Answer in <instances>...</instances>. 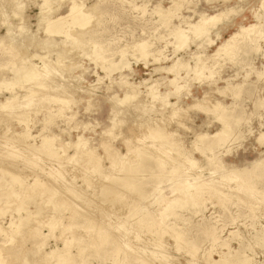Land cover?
I'll list each match as a JSON object with an SVG mask.
<instances>
[{
    "label": "rangeland",
    "instance_id": "obj_1",
    "mask_svg": "<svg viewBox=\"0 0 264 264\" xmlns=\"http://www.w3.org/2000/svg\"><path fill=\"white\" fill-rule=\"evenodd\" d=\"M48 1H50L48 5L50 11L41 13L40 6L43 0H14L17 9L12 6L11 0H0V38L4 39L2 43L5 45L9 44L8 38H6L7 35L14 34L17 36L18 25L24 26L23 28L28 31L35 32L38 29V22L44 21L46 14L51 13L47 17L54 18L57 15L65 14L71 6V0ZM75 1L78 5L83 6L84 10L94 13L90 23L87 25L88 27L82 30L84 33L82 34L81 49H71L70 53H67V57L60 53L61 56L65 57L63 65L73 64L70 74L67 73L68 75H65V82L70 81L75 87H72L74 90L72 98L76 102L70 106V111L74 112L75 116L69 123L65 122L63 118L55 116L52 123L44 124V117L49 113H56L58 110L57 103L49 101V104H45L47 108L39 109L40 111L38 112L40 113L33 111L39 105L32 106L31 108L34 109L30 110L31 113L28 111L31 123L29 121L26 126L29 143H34L38 146L43 136L47 137L49 134H57L58 142L61 141L62 143L74 142L78 136L88 139L89 145L95 149L97 156L103 155V151L99 146L103 140L107 141L112 146V149L121 155H126L127 146L133 149H142L149 153L160 152L163 147L168 148V145L167 143L166 146L156 145L155 142L146 137L149 135L150 130L148 127L150 125L146 124L145 121L149 120L155 121L156 125L161 127L163 132L167 134L166 141L170 143L169 148L171 145H175L176 151L194 159L196 164L191 166L184 161H178L180 162L178 163L179 165L177 164L172 170L168 163L170 161L176 162L175 153L166 151L152 157H145L144 162L134 172L119 173L117 169L110 168L109 163L104 161L102 167L106 168L105 171L93 175L87 173L89 174L87 175L79 164L74 165L70 162L63 170L65 178L59 175L57 177L58 180L54 181L52 175L50 176L51 172L48 170L51 167L48 166L50 160L48 161L45 157L46 153H41L44 155L39 157V160L37 159L39 161L38 165L36 164L37 166H33L29 161L17 156L15 161L13 160L9 163L8 155L4 157L1 154L3 149L0 145V164L4 165V168H0V174L7 165L14 164L15 168H17L15 172L19 173V176L21 175L24 184H31L37 179L39 183L44 184L42 186L47 187L46 185L49 184L56 187V189L59 188L58 192L60 191L63 196H66L67 191L65 189L66 184L60 182L63 181L62 179H66L68 184L71 183L70 185L73 188L81 187L83 178H86L90 184L88 187H85V185L81 187L83 191L80 192L81 194L78 192V201L69 197L70 195L66 196V199H64L66 203L63 201L65 208L60 211V214H53V206L47 204L45 202L46 199L40 200L41 198L37 195L42 192L40 186L34 187V192H37L36 195L31 193L33 191H30V188L23 187L25 193L27 191L25 194L27 196L23 194L21 197L27 201L26 207L34 211L39 205L37 208L40 209L41 215H38L37 221H39V224L41 223L39 225L40 228L38 227L36 240L28 237L25 230H23L20 234L15 235L13 241L10 242V232L8 230L10 213L6 211L0 215V261L2 264H36L38 260L40 261L38 262L39 264H56L55 256L47 258L42 257V254L49 251L59 253L67 237H70L69 231L67 232L64 227H72L76 233V228H78L76 226L79 224H89L90 226L95 224L96 227L94 229H101L100 236L101 238L103 236L106 238L105 242L102 243L103 239L100 238L101 240L98 239L92 245L93 247L89 248L87 247L90 241L89 233L82 229L80 232L77 229L80 237L84 238L76 242L77 247H75V244L71 247L70 251L66 253L70 255V259L62 264H239L234 260L235 257L241 259L246 257L249 264H264V171L256 175V178L249 183L253 190L255 189L256 191L255 195L258 196L256 198L251 197L248 193L244 194L242 190L237 191L235 183L229 182L224 190L220 189L222 192L219 195L212 194L213 192L211 193L201 187L204 190L197 189L199 195L196 196L193 193L194 196H192L188 204L183 207L170 206L167 210L162 211L168 201L174 196L180 195L179 191H181L183 186L178 183L181 180H186L190 184H195V180L197 183L211 180L217 181L216 179L221 178L224 174L226 175V171H230L229 168L231 170L233 168L243 169L244 167L250 169L255 162H259L258 160L264 161V145L256 141L258 134L264 132V6H262L261 1L183 0L178 4V7H180L172 11L170 23L167 25L159 21L157 10L158 8L167 9L172 4L171 0ZM16 2L18 3L16 4ZM19 8L20 10H18ZM19 11L21 15L18 14ZM218 12H223L221 15L223 17L220 16L218 23L215 22L209 26L210 28L208 27L207 34L195 37L191 32H188L187 46L174 52L176 47H174L175 41L171 33L176 27L179 26L182 30L187 31V24L196 22L200 14L213 15ZM40 14H45V17ZM254 24L257 27L254 30H252L253 28L249 30L248 35L250 37L237 39L238 43L233 51L228 52V54L222 52L217 56H211L215 53L217 47L239 28L246 29L249 25L252 26ZM76 30L79 31L78 29ZM5 34L7 35L5 36ZM35 35L38 39H43L42 28ZM54 40L60 43L62 38L56 35ZM209 41H212V43L209 44ZM138 42H146V50L149 54L146 57V63L143 60H137L138 54L133 50L134 44ZM63 44L60 45L63 47ZM41 46L34 45L29 47V54L47 55V48ZM13 48L0 47V78L11 77L10 63L17 61L16 52ZM57 48L60 50L61 47L56 46V49L54 47L53 50H58ZM24 50L25 47L20 50L22 54ZM53 50L51 49L50 55L48 54L49 56H47L50 60L56 59L57 54L55 52L57 53L58 51ZM122 52L125 53L123 60L127 63V68L121 70L125 81H121V74H119L120 71L117 68ZM194 54L195 56L209 57L206 60V64L209 67L211 66L212 77H209L210 72L208 69V72L205 70L201 75L197 76L191 71L186 72L184 68L181 69L179 76L182 80L179 81V84L185 85L181 89V93L180 91L178 94L173 92L172 86L168 85V81L174 78L173 73H167L163 70L154 72V68L171 66L177 59L191 67L194 64ZM97 56H102V60L98 62L91 60V58ZM28 57L29 55L26 56V59L31 61ZM155 57L159 58V61L154 62ZM31 62L35 64L33 66H40V62L37 59ZM107 64L112 66V72L106 76L101 69V65ZM144 64L148 65L145 66ZM113 67L115 68L114 70ZM60 69H58L59 73L50 74L58 81L61 80ZM71 79H77V82H72ZM133 84L134 87H137L138 94H140L138 98H129L125 103L117 104L118 100L124 98L123 95L132 93L128 85L130 87ZM154 84L157 85V90L161 94L172 91L167 97V102L175 103L177 108H181L180 110L183 113L181 112L179 115L183 114V117H170L168 113L171 110L168 107L161 110L162 113L157 111V109L161 108L159 101L151 102V95H145V90ZM15 89L16 92H20L18 87ZM219 91L224 92L220 93ZM20 94H23V91ZM6 97H9V92L2 87L0 89V102H3ZM196 100L201 101L200 105L205 107L222 102L221 107L224 109L220 112H223L224 116L228 115L226 117L229 123L227 138L214 146L212 151H206L205 154H200L201 152L196 149V147H200V143H195V133L212 135L220 129L221 124L215 119L216 116L213 113L205 112L199 107H193L196 104ZM111 116L114 117L112 118ZM113 121L115 123L118 121V124L112 128ZM74 126L76 127L74 128ZM151 126H153V123ZM6 128H9V131H6ZM107 128L110 131L108 133L109 136L104 134V131H108ZM24 129V125L16 119L7 118L3 120L1 118L0 141L5 137L9 138L12 135L21 134ZM192 140L193 142H191ZM152 144H154V147H151ZM194 144L196 146H193ZM66 153V155H71L72 149H69ZM54 155L55 161L58 160V155L56 153ZM131 158L135 159L134 157ZM211 159L218 161L222 168L218 169L220 168L219 165L215 164V161ZM160 160H164L168 164L162 170L155 165ZM45 161L48 162L46 163ZM138 161H134V164ZM76 166L78 167L76 168ZM43 167L46 170L42 171ZM72 168L73 170H71ZM48 171L49 173H47ZM124 175L127 178L132 177L130 178L131 180L133 179L132 186H130L132 188L122 189L118 182L111 179L112 177L122 178ZM8 179L7 177L4 179L5 181L3 180L4 184L0 183L1 196L11 193L12 190H18V188L22 190V187L18 184H11L12 186H10L11 182ZM68 180L71 182L69 183ZM7 186H10V188ZM7 188L8 192H6ZM115 189L118 192L114 191ZM109 191L112 192L109 193ZM115 192L120 195L116 197L113 195ZM107 194L110 195H108V199H113L114 202L112 200V203H110L111 201L105 197ZM11 197L10 202H19L18 199ZM154 200H156L155 203ZM110 205L115 211L113 216H109L108 219L107 216L105 217L106 213L104 212L105 214H103V211L109 209L108 211L110 212L112 209ZM143 207L148 211H142ZM51 215L55 217V226L48 231L47 223L50 222L49 218ZM118 216L130 223H134L138 217L144 216V218H147L148 223H151V228L146 225L142 226V228L134 225L133 228L136 232L126 231V234L123 235L125 230L119 228ZM126 217L127 219H124ZM30 226H33V224ZM6 228V232L1 230ZM44 235L46 236V241L43 248L39 249L41 252L35 250L34 243L44 238ZM120 235H123V240L127 238L130 241L131 247H123ZM83 240L85 241L84 245ZM28 248L30 249L28 250ZM80 250L84 251L79 254ZM32 252L34 253L32 254ZM36 253L40 256L36 255ZM115 253H119L118 256ZM37 257L40 259H37Z\"/></svg>",
    "mask_w": 264,
    "mask_h": 264
},
{
    "label": "bare ground",
    "instance_id": "obj_2",
    "mask_svg": "<svg viewBox=\"0 0 264 264\" xmlns=\"http://www.w3.org/2000/svg\"><path fill=\"white\" fill-rule=\"evenodd\" d=\"M181 1H183V0H174V1L171 0L172 4L167 9H159V8H158V10L156 9L157 10V14H158V19H159V21L162 24H166L167 25V24L170 23V20H171V17H172L171 13H172L173 10L177 9L178 4ZM260 1H261L262 6H264V0H260ZM49 2L50 1H48V0H43V3L40 6V9H41L40 12L41 13H43V12L46 13V12L50 11L49 10L50 7H48ZM11 3L13 4L12 5L13 7L17 6V5H15L14 0H11ZM17 3L18 2H16V4ZM20 3H22V2H20ZM61 3H63V2H61ZM70 3H71V6L68 8L66 13L63 14V15H57L54 18H50L49 16L47 17V15L48 14L51 15V13L46 14V17H45V14H42L45 17L43 19L44 21H39L38 22L39 23L38 26H37L38 29L37 30L35 29L36 30L35 32H31L30 30L28 31V30H26V28H23L24 26L18 25L17 26V28H18L17 29V31H18L17 36L14 35V34H12V35L11 34L10 35L5 34V36L7 35L6 38H8L9 44L5 45L4 43H2V41L4 39L0 38V47L7 46L8 48H11V49L13 47H15V48H13V50L16 52V58H17V61L10 63V65H11L10 66L11 77L10 78H5V77L0 78V89L3 87L5 89V91L9 92V97H6L3 102H0V121H1V118L3 120L7 119V118L8 119H16L19 123H22L24 125V127H25V129L22 131L21 134L12 135L9 138L5 137L4 139H2V141H0V145H1L2 149H3V151H1L2 153L0 152L2 154V156L4 155V157H5V155H8L9 163H11L10 161H13V160L15 161V157L17 156V157H22L23 159L29 161L33 166H37L38 165L37 163L39 162L38 158L44 155V154H41V153H46L45 157L47 158V160L48 161L50 160V162H52L54 164H52V163L50 164V162L48 163V166L51 167L50 169L48 167H46L45 165H43V164L42 165L45 166L46 168H48V170L51 172L50 176L52 175V177L54 178V181L56 179L58 180L57 177L59 175L62 176V178H65L63 176V170H64V168H66L67 165L70 164V162L73 163L74 165L75 164L76 165L79 164V166H81V168L84 169L85 174L89 173L90 175H93L95 173L98 174V173H101V171L102 172L105 171L106 168L102 167V164H103L104 161H107L109 163L110 168L117 169V171L119 173L120 172L128 173V172H134L139 167V165H141L144 162L145 157H152L153 155H158V154L164 153L166 151H170V152H174L175 153L174 156H175L176 162L175 161H170V162L168 161L169 162L168 164H169V166H170V168L172 170H174L175 166H177V164L182 162V161H184L188 165L195 166V164H196L195 160L190 158V157H187L186 155L180 154L178 151L175 150V148H176L175 145H173V146L171 145L170 148H169L170 143L168 141H166L167 134L163 132L161 127L156 125L155 121H149V120L145 121L146 124L150 125L148 127L150 132H149V135H147L146 137L149 138L152 142H155L156 145H159V146H161V145H165L166 146V143H167L168 148L167 147H163V149L160 152L149 153V152H146V151H144L142 149H135V148L133 149V148H130L129 146H127L126 147V150H127L126 155H121L120 153L119 154L116 153L117 151L112 149V146H110L107 143V141L103 140L99 144L100 148L103 151V155L102 156H97L95 154L96 153L95 149L92 148L89 145V143H90L89 140L84 138V137H82V136H78L76 141H74V142H67V143L64 142V143H62L61 141L58 142V139H57V136H56L57 134L56 135L49 134V136H47V137L42 135L43 137H42L41 143L38 146L35 145L34 143H31V144L29 143V141L27 140V139H29V135L27 133V127L26 126L28 125L29 121L31 123V118L29 119V117H28V111H30L31 109H34V108H31L32 106L35 107V106L39 105V107L35 108L33 111H37V113H40V112H38V111H40L39 109L40 108H42V109L47 108L45 106L47 105L46 103H48L49 101H53V102L55 101L57 103L56 105H58V110L56 111V113L47 114V116H45L44 120H43L44 124L52 123V121L54 120L55 116H59V117L63 118V120L65 122L69 123V121L72 120L74 118V116H75V113L70 111L71 104L74 105L75 102H76V100L72 98V94L74 93V90H73L72 87H74V86L72 85L73 83H71L70 81L67 82V83L65 82V80H66L65 79V75L67 73L70 74L69 73L70 70L73 69L72 68L73 67L72 63L73 62L71 63L72 65L65 66V65H63V62H64L63 60L65 59V57H67V55H68L67 53L71 49H73V48L76 49V50L81 49V46H82V44H81L82 34L84 33V31H82V30L84 28L88 27L87 25L90 23V19L93 17L94 13L92 11H89V10H84L83 6L78 5L75 0H71ZM12 9H14V8H12ZM16 9H17V7H16ZM18 10H20V8ZM52 11H53V9H52ZM18 14L21 15L20 11H19ZM173 14H174V12H173ZM222 14H223V12L222 13L218 12V13L213 14V15L200 14L198 16V20L196 22H194L193 24H189V23L187 24V26H188L187 31L186 30L185 31L182 30L181 28H179V26L176 27V29H174L173 32L171 33V35L174 37L173 39L175 41V46L174 47H176L174 52H176L177 50L187 46V41H188L187 34H188V32H191L195 37H199L201 35L207 34L208 27L210 25H213L215 22L219 21L220 16ZM221 17H223V16H221ZM40 19H38V20H40ZM19 20H21V19H19ZM21 21H23V20H21ZM256 27L257 26L254 24L252 26L249 25V27L246 28V29L245 28H239L228 39L223 41L217 47V50L215 51V53L213 55H211V56L212 57L213 56H217V55H219L222 52H224V53L226 52L228 54V52L233 51L236 48V45L238 43L237 39H239V38L245 39L246 37H250V35H248V33L250 32L249 30L252 29V28H253L252 30H254ZM41 28H42V32L44 33V38L43 39H38L35 34H36V32H39ZM76 29H78L79 31H77ZM9 30H11V29L9 28ZM10 32H12V31H10ZM56 35H58V36H60L62 38L60 43H57L54 40V37ZM208 43L211 44L212 41H209ZM60 44H63L64 46L62 47ZM20 45H21V47H19ZM34 45H42L43 48L45 46L47 48V50H48L46 52L47 55L43 56V55H40V54H37V53L29 54L30 53V52H28L29 47H32ZM56 46H58V47L60 46L61 47L60 50L58 48H57L58 50H53L54 47L56 49ZM146 46H147L146 42H138V43L134 44V46H133V50H135V52L138 54V55L136 54L137 55V60H143L145 63H146V61H145L146 57L149 55L148 51L146 50ZM23 47H25V50H24V52L22 54L20 50L23 49ZM51 49L53 51H58L57 53L55 52V54H57L55 60H50V59L47 58V56L50 55ZM60 53H62V55L63 54L66 55V56L63 57L64 55L61 56ZM28 55H29L28 58H30L29 60H31V61L34 60V59H37L40 62V66H38V65L33 66L35 64H33L31 61H28L26 59V56H28ZM124 55H125V53L122 52L121 53V60L117 64L118 65L117 68L120 71V73L118 72L119 74H121V70L122 69H124V68L126 69L127 68V65H126L127 63H125L126 61L123 60ZM194 56H195V54H194ZM134 57H136V56L134 55ZM194 58H195L194 59V64L191 67L188 66L186 63H182L180 59H177L176 61H174L172 63L171 66H168V67H165V68H163L161 66H158V67L154 68V72H158V71H162L163 70L164 72L166 71L167 73H173L174 74V78L172 80L168 81V85L172 86L173 92L178 94L179 91H180V93H181L182 92L181 89H183L184 86H185V85H180L179 84V81L182 80V78L179 76V71L181 69L184 68V70L186 72L191 71L196 76L197 75H201L207 69L210 72V67L211 66L209 67L206 64V60L209 57L206 58L205 56L196 55ZM91 60H94V61L98 62V61L102 60V56L93 57V58H91ZM157 61H159V58L155 57L154 58V62H157ZM75 64H77V63H75ZM144 65L147 66L148 64L147 65L144 64ZM58 69H60L61 72H63V73L60 72V78H61L60 81L55 80L53 78V76L50 75V74L53 75L55 73L56 74L59 73ZM101 69H102V71L105 72L106 76L109 75L112 72V66L110 64L101 65ZM114 69L115 68L113 67V70ZM128 69L130 70V68H128ZM208 70H207V72H208ZM211 74H212V71L209 73V77H212ZM122 76L123 75L121 74V76H120V79L122 78L121 81H123V80L125 81V78L122 77ZM55 77H58V76H55ZM76 80L77 79H71L72 82L76 81ZM147 85H149V84H147ZM16 87H18V90L20 92L23 91V94H20V92H16V89H15ZM128 88L130 89V92H132V93L128 92L130 97H129L128 94L123 95L124 98L121 99V100H118L117 104H123L129 98H132V99L138 98V96L140 94H138V92H137V87H134V84H133V85H130V87L128 85ZM218 88H220V87H218ZM223 88H222V90H223ZM235 89H238V88H235ZM185 91H187V89H185ZM171 92H167V93L161 94L157 90V85L154 84L153 86H150V87H148L145 90V95H149V96L151 95V98H152L151 102L159 101L160 107H161V108L157 109V111H159V113L160 112L162 113L161 110H163V109L168 107L171 110V112L168 113V115L170 117H174V118H176L177 116L183 117L184 116L183 114H182L183 116L179 115V113L181 114V112H182L180 110L181 108L180 109L177 108L175 103L167 102V97L171 94ZM223 92H220V93H223ZM234 94L236 95L235 92H234ZM203 98H204V96H203ZM205 100H207V99H205ZM195 103L196 104L193 107H199L200 109H202L205 112L207 111V112L213 113L216 116L215 119H217L220 122V124H221L220 129L218 128L219 130H217L216 133H213L212 135H208V133L207 134L195 133V143H200L199 144L200 147H196V149L199 152H201L200 154H205L206 151H212L214 146L218 145L219 143H221L222 141H224L227 138V135H228V132H229V130H228L229 123H228L226 117L228 115L224 116L223 112H220V111H223L222 109H224L223 107H221L222 102L220 104L219 103H215L213 106H208V107H205L204 105L201 106L200 105V103H202L201 101H197L196 100ZM142 108H143V106H142ZM186 108H188V107L186 106ZM187 110H189V109H187ZM29 113H31V111ZM66 113L69 116H67ZM112 115H113V113H112ZM112 118H110V119H112ZM112 120H114V119H112ZM110 123H112V122H110ZM152 123H153V126H151ZM32 124H33V122H32ZM117 124H118V121L116 123L115 122L112 123V125H113L112 128L116 127ZM75 127L76 126H74V128ZM85 128L87 129V127H85ZM108 129L109 128H107V130ZM7 130L9 131V128H6V131ZM109 132H110L109 130L108 131H104V134L108 135ZM112 134L114 135V133H112ZM3 135L8 136L6 134H3ZM101 136H102V134H101ZM193 140L191 142H193ZM256 141H258L261 145H264V132H261V133L258 134V137L256 138ZM193 146H196V145L194 144ZM151 147H154V144H152ZM69 149H72V154L71 155H66L67 154L66 152H68ZM156 151H158V150H156ZM52 152H54V153H56L58 155V160L55 161V159H54L55 155ZM130 153H132V154H130ZM13 154H15V155H13ZM60 154H62V155H60ZM63 156H64V158H62ZM174 156H172V157H174ZM131 157H134L137 161L138 160L139 161L134 164V161L136 162V160L132 159ZM211 160H214V159H211ZM165 161H167V159H165ZM165 161L164 160H160L159 162H157L155 164L156 167L158 169H161V170L164 169V167L166 165H168V164L165 163ZM178 161H180V162H178ZM258 161L259 162H255L254 161L255 163L252 165V167L250 169L249 168L246 169L244 167L243 169H234L233 168L231 170V168H229L230 171H228V172L226 171L225 172L226 175L225 174L222 175L221 178L219 177L218 179H216L217 181L211 180V181H208V182L197 183L196 180H195L194 181L195 184H190L186 180L179 181L178 184L183 186L181 191H179L180 195L179 196L176 195L170 201H168L167 205L166 206L164 205L165 207L163 206L164 208L162 209V211L167 210L170 206H175L176 205V206H179V207H183L184 205L188 204V202H190L192 196H194L193 193H195L196 196L199 195V193L197 192V189L204 190L203 188H205L206 190L210 191L211 193L213 192L212 194L219 195L222 192L221 190L222 189L224 190L228 186L226 184L229 183V182L235 183V188H236L237 191L242 190V192H244V194L248 193V194L251 195V197L252 196L255 197V198L258 197V196L255 195V193H256L255 189L253 190V188L249 185L250 181H252L253 179L256 178V175H258V174H260L261 172L264 171V161H260V160H258ZM215 164L219 165V167H220V164L218 163V161H215ZM105 166H107V165H105ZM2 167L4 168V165L0 164V168H2ZM45 167L42 168V171L46 170ZM77 167L78 166H76V168ZM215 167H217V166H215ZM73 168L71 170H73ZM221 168L222 167H220L218 169H221ZM15 169H17V168H15L14 164H10V165H7V167H5V170L1 171L2 173L0 174V183L4 184L3 180L8 177L9 178L8 179L9 182H11L9 184L10 186H12L14 184H18L20 187H22V190H20V188H18V190H20V191H18L16 188L13 187L17 191L16 190H12L11 191V189H10L11 193H7L4 196L0 195V215L4 214L6 211L10 213V222H9V225H8L9 226L8 230L10 232V235H9L10 242L13 241L15 235H17L18 233L20 234V232H22L23 230H25V232L27 233L28 237L33 238L34 240H36V237H37L36 235H38V230H39L38 227L41 224V223L39 224L38 223L39 221H37L38 220L37 217H38V215L41 212L40 209L37 208L39 205L36 207V209L34 211H31L30 209H28V207H26L28 203H27L26 200H23L22 197H21L23 194L25 195L27 193V191L25 193L23 187L30 188L31 189L30 191H33L31 193L36 195L37 192H34V189H35L34 187L40 186L42 188V192L37 194L41 198L40 200L43 201V199H46L45 202L47 204H51L53 206V211H54V212L52 211L53 214L54 213L60 214L61 213L60 211H62L65 208L64 199H66V196L70 195L69 197H72L75 200H77L78 192L80 193V192L83 191V189H81V187L83 185H85V187H88V185H90L88 180L86 178H83L82 179L83 180V182H82L83 184L81 183L82 186L73 188V186L70 185L71 181L68 180L69 183H70V184H68L66 179H65L66 181L64 179H62L63 181H60V182L66 184L65 189L67 191L66 192V196L65 195L63 196L60 193V191L58 192L59 188L56 189V187H53V185H49L48 183H47L48 185H46L47 187L42 186L44 184L43 183L41 184V182L39 183V181L37 179H35L31 184H28V185L24 184L23 181H22L21 175L19 176V173L17 174L15 172ZM49 171L47 173H49ZM222 172H223V170H222ZM89 174H87V175H89ZM52 177H51V179H52ZM130 178H132V177H128L127 178L124 175V177L122 176V178L121 177H112L111 179H112V181L118 182V185H120V187H122V189H125V188L128 189L130 186H132V183H133L132 182L133 179L131 180ZM61 183H59V184H61ZM3 186L5 187V185H3ZM10 186H7V187L10 188ZM57 187H58V185H57ZM62 187H63V185H62ZM201 187H203V188H201ZM8 188H7L6 192L9 191ZM130 188H132V187H130ZM228 188H230V187H228ZM101 189H102V187H101ZM117 189H119V188L117 187ZM192 189H194V191H192ZM27 190H29V189H27ZM129 190H131V189H129ZM63 191H64V189H63ZM112 191H109V193H111ZM114 191L118 192V190H116V189ZM116 192H115V194L113 193V195H115L117 197L120 194L119 193L116 194ZM108 195L109 194H107V196L105 195V197L107 199H108ZM5 196H6V198H5ZM11 196H13V198H15V199H18L19 202L18 203L16 202L17 204L15 202H13V201L10 202L9 200L12 199ZM25 196H27V195H25ZM28 198H30V197L28 196ZM118 199H120V198H118ZM108 200H110V199H108ZM112 200H110L111 201L110 203H112ZM30 201H32V200H30ZM113 202H114V200H113ZM155 202H156V200H154V203ZM32 203H35V202H32ZM85 204L87 205V203H85ZM93 204H94V202H93ZM112 205H114V204H112ZM122 205H124V204H122ZM9 207H11V208H9ZM89 207H91V206H89ZM47 209H48V207H47ZM47 209H44V210H47ZM108 210L109 209H105V211H103V214L106 213L105 217L107 216V218L109 219V216H113L115 209L113 210V207H112V209L110 210V212L113 210L112 213H110ZM142 211L147 212L148 210L145 207H143ZM103 214H101V215H103ZM103 217H104V215H103ZM128 217H130V216H128ZM120 218L118 216L117 219L119 221L116 218H115V220H117L120 223L119 228L121 230H125L123 235L126 234L125 233L126 231H135V229L133 228L134 225H138L139 228H142V226H145V225L148 226V228H151V226H150L151 223H148L147 218H144V216L143 217L142 216L138 217L137 220L134 223L133 222H131V223L127 222V220H123L122 218L121 219ZM124 219H127V217L124 218ZM49 220H50V222L47 223L48 231L52 230L53 227L55 226L54 225L55 224L54 215L53 216L51 215ZM103 220H107V219H103ZM31 224H33V226H30ZM44 224H45V222H44ZM76 227H78V228H76V233L78 231L77 229H79V231L82 229V230H84V231L89 233V235H90L89 240L90 241L88 242V244L86 243L87 247H89V248L93 247L92 245L95 244V242L98 239L101 238V236H100L101 229H99V230L98 229H94V227H96L95 224H94V226H90L89 224L88 225L87 224H84V225H80L79 224ZM64 229L67 230V232L69 231L70 237H67V240L64 242L63 247L60 250V252L59 253H55L54 251H49L47 253L44 252L42 254V257H47V258H53V256H55V262L57 261L56 264H62V263L67 262L70 259L69 258L70 255H67L66 253H68L70 251L71 247L74 244L75 245L77 244L76 243L77 241H79L81 238H84V237H80V234H78V233L76 234L74 232L75 230H73L72 227H69V226L66 227L65 226ZM1 230H5V232H6L7 228L6 229H1ZM0 233H1V231H0ZM118 233H120V232H118ZM123 235L122 236L120 235V240L123 241V247H127L128 248L131 245V244H129L130 241L127 240V238L125 240H123ZM103 237L101 238V239H103L102 243H104L105 239H106L105 237L104 238ZM117 237H119V236H117ZM124 237H126V236H124ZM263 238H264V234H263ZM45 241H46V236L44 235V238H42V239H40V240H38V241H36L34 243L35 250H37V251L39 249L41 250V247L43 248ZM84 242L85 241L83 240V245L85 244ZM154 244L156 245L157 243H154ZM75 247H77V245ZM153 248H156V247H153ZM29 249L30 248H28V250ZM83 251L84 250H80V252L79 251H77V252H79V254H80ZM33 253L34 252H32V254ZM37 254L38 253H36V255ZM118 254L119 253H115L116 256H118ZM31 257H33V256H31ZM38 258L39 257H37V259ZM228 258H230V257L228 256ZM228 258H226V259H228ZM28 259H26V260H28ZM234 260L237 261L239 264H249V261H248V259L246 257H243V259L235 257ZM30 261H31V259H30ZM38 262H40V261L38 260ZM33 263H35V262H33ZM228 263H230V262H228ZM0 264H2L1 261H0Z\"/></svg>",
    "mask_w": 264,
    "mask_h": 264
}]
</instances>
